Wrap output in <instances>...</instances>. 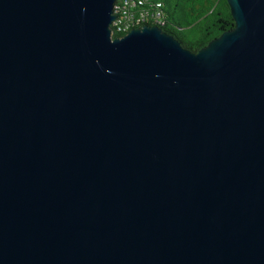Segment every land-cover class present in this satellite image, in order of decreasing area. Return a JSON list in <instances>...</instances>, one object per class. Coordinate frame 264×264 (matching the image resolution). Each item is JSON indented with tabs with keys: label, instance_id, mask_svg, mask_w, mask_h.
I'll use <instances>...</instances> for the list:
<instances>
[{
	"label": "water",
	"instance_id": "95a60500",
	"mask_svg": "<svg viewBox=\"0 0 264 264\" xmlns=\"http://www.w3.org/2000/svg\"><path fill=\"white\" fill-rule=\"evenodd\" d=\"M117 0H0V264H264V0L199 52Z\"/></svg>",
	"mask_w": 264,
	"mask_h": 264
},
{
	"label": "trees",
	"instance_id": "16d2710c",
	"mask_svg": "<svg viewBox=\"0 0 264 264\" xmlns=\"http://www.w3.org/2000/svg\"><path fill=\"white\" fill-rule=\"evenodd\" d=\"M135 7L118 0L124 9L126 23L139 21L141 25H154L151 21L155 13H161L165 26L160 27L168 35L177 39L184 48L199 52L212 40L234 28L235 22L227 0H130ZM141 2V4H140ZM161 3V7L156 6ZM147 14V16L145 15ZM113 38L122 35L113 27Z\"/></svg>",
	"mask_w": 264,
	"mask_h": 264
},
{
	"label": "built area",
	"instance_id": "2783aa9c",
	"mask_svg": "<svg viewBox=\"0 0 264 264\" xmlns=\"http://www.w3.org/2000/svg\"><path fill=\"white\" fill-rule=\"evenodd\" d=\"M117 1L115 3V7H114V15L116 16V19H115V21L112 24L113 33H114L113 27H115V28H117V31L123 37L126 34H128L131 30H133V29H139V28H142V27L146 26V25H141L139 23V21L133 22L131 20V23L124 22L123 20L125 18L124 17H120V15L124 16V14H125V13L122 14V11H123L124 8L120 4H118ZM125 4L130 6V7H135L136 6V4L130 2V0H125ZM140 4H141V2H140ZM156 6L158 8H160L161 7V3H157ZM145 15L147 16V14H145ZM151 21L154 22V25H149V26H157L159 28L165 26L164 20L161 19V13L160 12L155 13V15L152 16Z\"/></svg>",
	"mask_w": 264,
	"mask_h": 264
}]
</instances>
